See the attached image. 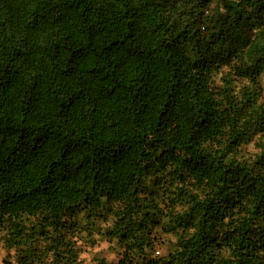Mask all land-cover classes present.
I'll list each match as a JSON object with an SVG mask.
<instances>
[{
	"label": "trees",
	"instance_id": "trees-1",
	"mask_svg": "<svg viewBox=\"0 0 264 264\" xmlns=\"http://www.w3.org/2000/svg\"><path fill=\"white\" fill-rule=\"evenodd\" d=\"M94 230L264 264V0H0V243L77 264Z\"/></svg>",
	"mask_w": 264,
	"mask_h": 264
},
{
	"label": "rangeland",
	"instance_id": "rangeland-1",
	"mask_svg": "<svg viewBox=\"0 0 264 264\" xmlns=\"http://www.w3.org/2000/svg\"><path fill=\"white\" fill-rule=\"evenodd\" d=\"M221 10L222 4H212L211 9ZM213 9V10H214ZM216 83H219L220 74L215 75ZM102 224L99 225V228ZM94 230L92 236H86L85 232H78L74 237L75 245L79 248L77 264H112L118 259L120 248L114 240L108 241ZM164 248V246H163ZM159 247L160 252L164 249ZM0 264H18L15 252L5 249L0 243Z\"/></svg>",
	"mask_w": 264,
	"mask_h": 264
},
{
	"label": "built area",
	"instance_id": "built-area-1",
	"mask_svg": "<svg viewBox=\"0 0 264 264\" xmlns=\"http://www.w3.org/2000/svg\"><path fill=\"white\" fill-rule=\"evenodd\" d=\"M159 252H160L159 249H155V250H154V255H158Z\"/></svg>",
	"mask_w": 264,
	"mask_h": 264
}]
</instances>
